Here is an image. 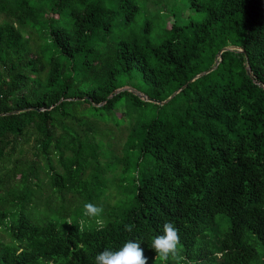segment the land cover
<instances>
[{
  "label": "trees",
  "instance_id": "16d2710c",
  "mask_svg": "<svg viewBox=\"0 0 264 264\" xmlns=\"http://www.w3.org/2000/svg\"><path fill=\"white\" fill-rule=\"evenodd\" d=\"M186 7L0 0V264H264V0Z\"/></svg>",
  "mask_w": 264,
  "mask_h": 264
},
{
  "label": "rangeland",
  "instance_id": "374dc122",
  "mask_svg": "<svg viewBox=\"0 0 264 264\" xmlns=\"http://www.w3.org/2000/svg\"><path fill=\"white\" fill-rule=\"evenodd\" d=\"M103 2H107V0H102ZM139 7L141 8V13L139 14L142 21L150 20L153 24V29L150 33L151 36L155 35L157 32H161V26L164 18H165V8L167 10H170V8H180L182 12H184L183 17H190V18H200V14L192 9H189L186 7V5L189 4L190 0H135ZM203 1V0H202ZM162 2V3H161ZM185 9V10H184ZM2 16H0V19ZM171 24V18H167V25L170 26ZM135 26H139L138 24H135ZM138 30L137 28H135ZM160 38V37H159ZM158 38V39H159ZM122 87L125 88H132V90H129L136 94L138 89H141L140 85L133 84V83H125ZM143 89V88H142ZM145 100V99H143ZM147 101V100H145ZM123 102H125V98H123ZM152 102V101H151ZM148 110L150 115H153L157 111L156 107L151 106V104H144L140 106L137 109H133L131 112L132 114L127 116V114H124L123 107L117 109L116 116L120 117V119H117L115 117H110L109 121H100L98 122V130H97V138L102 140V150L104 153V156H116L119 157L122 152V148L124 146V142L127 139V135L129 133L130 125L133 124L134 120L144 118V111L145 109L149 108ZM119 154V155H118ZM135 154V153H134ZM124 153L122 154V156ZM110 160H107L109 165L116 166L117 160L113 157ZM117 168V167H116ZM113 170V176H111V179L109 181H112L111 189L116 187L117 183L119 182V178L122 176L120 171ZM130 179H128L125 184H130ZM108 192V191H107ZM113 193L114 190H111ZM127 198V196H126ZM114 198H110L109 203H114ZM258 249L261 251V247L258 246Z\"/></svg>",
  "mask_w": 264,
  "mask_h": 264
},
{
  "label": "water",
  "instance_id": "95a60500",
  "mask_svg": "<svg viewBox=\"0 0 264 264\" xmlns=\"http://www.w3.org/2000/svg\"><path fill=\"white\" fill-rule=\"evenodd\" d=\"M226 49H229V48H228V47H225V48H222L221 50H219V51L217 52V54H216V59H217L216 64L220 61V54H221V52H222L223 50H226ZM215 67H216V65H214L212 68H215ZM212 68H211V69H212ZM211 69H209V70H211ZM205 72H207V71H203V72H200V73L196 74L193 78L190 79V81H192L195 77H198V76L204 74ZM247 73L249 74V76H250L251 78H253V75L251 74L249 67H247ZM184 86H185V85L181 86V87L178 88L176 91H174L173 94H172L169 98H171L173 95H175V94H176L178 91H180ZM123 89L132 90V88H130V87H128V88H117V89H115V90L113 91L112 94L109 95V97H111L113 94H116V93H118L119 91H121V90H123ZM136 94H137L140 98H142V99L149 100V101H152V102H156V103H159V104H163L164 102H166V100H164V101L155 100V99H153V98H151V97L146 96L144 93H142V92H140V91H137ZM34 108H35V107H30V109H34Z\"/></svg>",
  "mask_w": 264,
  "mask_h": 264
}]
</instances>
